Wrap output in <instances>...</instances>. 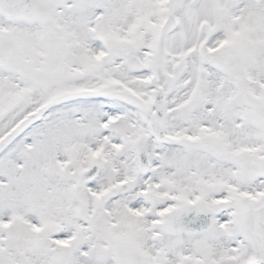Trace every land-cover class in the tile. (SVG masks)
Masks as SVG:
<instances>
[{"label": "snow or ice", "instance_id": "6c2138e0", "mask_svg": "<svg viewBox=\"0 0 264 264\" xmlns=\"http://www.w3.org/2000/svg\"><path fill=\"white\" fill-rule=\"evenodd\" d=\"M0 264H264V0H0Z\"/></svg>", "mask_w": 264, "mask_h": 264}]
</instances>
